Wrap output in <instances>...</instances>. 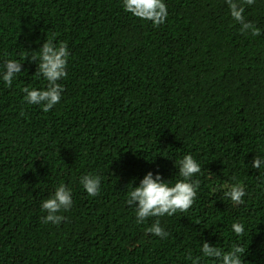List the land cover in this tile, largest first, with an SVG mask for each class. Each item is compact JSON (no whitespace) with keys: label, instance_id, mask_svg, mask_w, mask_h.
Returning <instances> with one entry per match:
<instances>
[{"label":"trees","instance_id":"1","mask_svg":"<svg viewBox=\"0 0 264 264\" xmlns=\"http://www.w3.org/2000/svg\"><path fill=\"white\" fill-rule=\"evenodd\" d=\"M164 3L154 26L121 0H0V66L21 62L11 86L0 80V264H222L204 260V243L264 264V169L251 166L264 155V0H231L239 22L227 0ZM49 38L68 61L45 113L23 89L47 90L33 56ZM189 154L201 166L193 205L137 224L132 188L149 172L174 184ZM89 173L95 197L79 183ZM235 182L249 193L240 205L222 188ZM60 184L72 206L45 224L40 205ZM157 220L165 238L145 233Z\"/></svg>","mask_w":264,"mask_h":264},{"label":"clouds","instance_id":"2","mask_svg":"<svg viewBox=\"0 0 264 264\" xmlns=\"http://www.w3.org/2000/svg\"><path fill=\"white\" fill-rule=\"evenodd\" d=\"M254 0H247V3L252 4ZM123 10L126 13H131L133 16L152 21L154 26H159L164 23L167 17V9L164 0H121ZM228 10L233 21L239 22L242 20L244 8L237 10V6L227 0ZM249 27V26H245ZM255 35V31L252 33ZM33 59H39L38 76H42L47 82V90L37 88H24L26 93L23 99L27 104L40 105L42 110L47 113L62 97L60 92L63 91L61 85L57 84L60 78H66L65 71L68 61V52L66 44L61 43L58 47H53L52 38H49L43 45L42 49L35 53ZM21 71V62L13 59L5 61L0 66V80L6 85L11 86L13 80ZM42 101L46 103L41 104ZM252 168L264 169V155H257L253 158ZM176 167L179 168L180 179L174 184L163 182L160 175L153 179V175L149 172L141 181L138 187L132 188L128 194L129 203L135 202L137 208L135 210L136 223L142 224L150 217L172 216L175 213L185 212L192 205L196 198L197 191L200 187L198 180H193V177L201 173L200 164L193 158L192 155H184L182 159L176 162ZM264 182V178H260ZM80 185L90 197H95L99 194L101 186V177L92 173L84 175L79 180ZM226 189L224 196L230 200L233 205H240L245 202L244 198L249 195L245 191V187L240 182L222 185ZM257 188L261 191L259 186ZM72 191L64 184H60L55 188V195L49 199L43 200L40 207L47 215L42 217L43 223L59 224L64 217L58 215L63 210L67 211L72 206ZM231 231L236 237H240L245 233V226L239 222H233ZM145 233L165 238L164 228L160 221L157 220L152 227L145 229ZM203 253L204 260L212 261L220 260L222 264H244L243 257L245 249L243 247H233L230 251L222 253L219 249L209 246L204 243L200 247ZM191 264H201L200 258Z\"/></svg>","mask_w":264,"mask_h":264}]
</instances>
